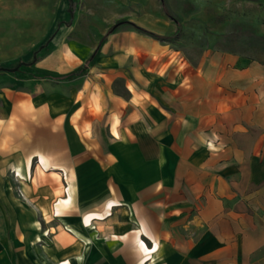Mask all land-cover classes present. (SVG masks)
<instances>
[{
  "label": "crops",
  "instance_id": "0c3cea01",
  "mask_svg": "<svg viewBox=\"0 0 264 264\" xmlns=\"http://www.w3.org/2000/svg\"><path fill=\"white\" fill-rule=\"evenodd\" d=\"M68 35L0 72V264H264L257 70L136 28L87 65Z\"/></svg>",
  "mask_w": 264,
  "mask_h": 264
},
{
  "label": "rangeland",
  "instance_id": "374dc122",
  "mask_svg": "<svg viewBox=\"0 0 264 264\" xmlns=\"http://www.w3.org/2000/svg\"><path fill=\"white\" fill-rule=\"evenodd\" d=\"M74 1L77 8L70 22L69 0H0L4 67L23 62L20 71L28 64L26 57L49 55L61 29H69L67 42L90 50V59L108 34L139 27L172 43L191 62L204 53L237 57V67L256 69L257 86L264 87V0ZM260 98L264 101V94Z\"/></svg>",
  "mask_w": 264,
  "mask_h": 264
},
{
  "label": "trees",
  "instance_id": "16d2710c",
  "mask_svg": "<svg viewBox=\"0 0 264 264\" xmlns=\"http://www.w3.org/2000/svg\"><path fill=\"white\" fill-rule=\"evenodd\" d=\"M76 8H77L76 2L74 0H69V10H68V12H69L70 18H71L70 22L74 18V15H75V12H76ZM70 22H68V24H70ZM135 28L138 31H141V32H143L145 34H148V35L153 36L152 34H150V33L146 32V31L142 30L139 27H135ZM44 47L45 46H43V48ZM36 60H38V59L36 58ZM91 62H92V59H89L87 61V65H89ZM21 63H23V62H21ZM26 65H28V64H26ZM263 65H264V63H263ZM85 73H86V66H81V67L77 68L75 71H73V72H71V73H69L67 75L58 77V79H69V78H72V77L84 75Z\"/></svg>",
  "mask_w": 264,
  "mask_h": 264
},
{
  "label": "water",
  "instance_id": "95a60500",
  "mask_svg": "<svg viewBox=\"0 0 264 264\" xmlns=\"http://www.w3.org/2000/svg\"><path fill=\"white\" fill-rule=\"evenodd\" d=\"M42 48H43V46L40 47V49H42ZM33 62H36V56H34ZM23 64L25 65V63H20V65L15 67V68L0 67V72L15 73V72H17L19 70V68Z\"/></svg>",
  "mask_w": 264,
  "mask_h": 264
}]
</instances>
